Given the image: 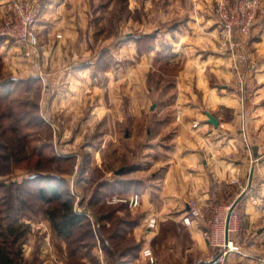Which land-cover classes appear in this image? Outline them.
Instances as JSON below:
<instances>
[{
    "label": "rangeland",
    "instance_id": "obj_1",
    "mask_svg": "<svg viewBox=\"0 0 264 264\" xmlns=\"http://www.w3.org/2000/svg\"><path fill=\"white\" fill-rule=\"evenodd\" d=\"M41 2L44 8L46 0ZM141 4L71 0L63 8L77 31L68 42L39 32L36 58H24L14 47L0 52V247L13 264H203L210 253L208 219L225 204L206 211L201 203L204 218L192 226L182 217L151 215L157 226L149 229L145 219L134 235L140 205L110 202L132 194L106 185L116 171L146 170L155 162L163 135L149 107L170 102L166 90L182 69L169 64L170 51L156 53L154 17H146ZM162 87L166 96L158 92ZM47 176L60 180L57 197L40 192V177ZM68 201L81 220L61 234L51 218L59 222ZM10 227L14 234L7 233ZM259 245L257 263L264 264V243Z\"/></svg>",
    "mask_w": 264,
    "mask_h": 264
},
{
    "label": "crops",
    "instance_id": "obj_2",
    "mask_svg": "<svg viewBox=\"0 0 264 264\" xmlns=\"http://www.w3.org/2000/svg\"><path fill=\"white\" fill-rule=\"evenodd\" d=\"M69 1L46 0L37 21L38 35L47 32L53 37L56 33L61 41L68 42V34L77 31L70 12L63 8ZM9 2L0 0V21L8 13ZM141 2L144 15L154 17L156 53L159 49L170 51L169 64L182 69L174 73L173 83L166 90L170 102L149 107L158 134L163 135L162 144L156 145L155 162L146 170L121 168L107 185L113 193L141 195L134 235L151 215L157 214L161 221L179 220L193 198L211 209L229 203L244 191L236 206L235 226L240 231L232 236L239 241L244 234L245 241L238 245L249 256L231 253L227 264H258L259 244L264 243V0L249 35L243 38L255 64L247 73L243 93L237 88L239 75L233 69V59L229 53L218 51L215 0ZM169 20L168 27L158 24ZM13 47L25 58L20 46L0 39V52ZM67 86L66 82L63 90ZM162 90L158 92L166 96ZM208 113L216 118L217 125L208 121ZM193 227L197 235L199 229Z\"/></svg>",
    "mask_w": 264,
    "mask_h": 264
},
{
    "label": "built area",
    "instance_id": "obj_3",
    "mask_svg": "<svg viewBox=\"0 0 264 264\" xmlns=\"http://www.w3.org/2000/svg\"><path fill=\"white\" fill-rule=\"evenodd\" d=\"M260 6L261 0H217L215 5L219 27L218 51L229 53L233 59V69L239 75L237 88L242 93L248 71L255 68V64L250 60L249 52L244 47L243 38L249 35ZM42 11L41 0H10L8 13L0 21V39L20 46L26 58H36L39 52L37 21ZM235 200L224 206H218L210 215L208 237L211 248L203 264H227V257L231 253L249 255L238 245L242 238L239 237V241L232 238L236 232L235 221L238 213L236 210L238 203L232 207ZM110 202L124 203L129 209H134L140 205L141 195L132 193L127 197L113 196ZM207 208L209 209L208 206L204 209L207 211ZM202 209L201 203L193 200L182 217L183 224L192 226L200 223L204 218ZM146 221L149 229L155 228L158 224V218L155 216H149ZM143 254L150 257L152 252L146 248Z\"/></svg>",
    "mask_w": 264,
    "mask_h": 264
},
{
    "label": "trees",
    "instance_id": "obj_4",
    "mask_svg": "<svg viewBox=\"0 0 264 264\" xmlns=\"http://www.w3.org/2000/svg\"><path fill=\"white\" fill-rule=\"evenodd\" d=\"M44 180L45 186L40 188V192L43 193H48L51 196L57 197V192H58V185H59V179L54 178L52 176H47L45 177H40ZM34 179V178H33ZM52 181H57L56 183L51 182ZM107 185V184H106ZM64 210L65 212L61 216V220L59 222H56L55 217H52L51 220L53 222V227L57 230V232L61 234H68L70 233V227L78 224L80 222V216L76 213H73L71 211V205L68 202H65L64 204ZM16 229L14 227H10L7 230L8 234H14ZM0 237H2V241H5V236L3 232H0ZM0 264H13V258L9 257V254L4 251L0 247Z\"/></svg>",
    "mask_w": 264,
    "mask_h": 264
},
{
    "label": "water",
    "instance_id": "obj_5",
    "mask_svg": "<svg viewBox=\"0 0 264 264\" xmlns=\"http://www.w3.org/2000/svg\"><path fill=\"white\" fill-rule=\"evenodd\" d=\"M207 116H208V121L210 122V123H212L213 125H217V120H216V118L214 117V116H212L211 114H207ZM116 174H119V173H121V170H118V171H116L115 172ZM245 193H244V191L236 198V200H235V202L233 203V205H232V207H234L241 199H242V197H243V195H244Z\"/></svg>",
    "mask_w": 264,
    "mask_h": 264
}]
</instances>
